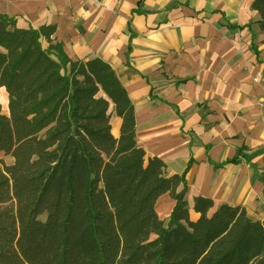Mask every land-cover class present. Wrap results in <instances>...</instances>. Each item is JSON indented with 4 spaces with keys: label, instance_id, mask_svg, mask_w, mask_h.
Here are the masks:
<instances>
[{
    "label": "trees",
    "instance_id": "trees-1",
    "mask_svg": "<svg viewBox=\"0 0 264 264\" xmlns=\"http://www.w3.org/2000/svg\"><path fill=\"white\" fill-rule=\"evenodd\" d=\"M251 8L264 33V0ZM54 30L0 13V151L12 158L0 159V264H264V222L239 205L210 211L200 195L193 217L186 170L167 175L142 149L114 152L115 71L99 57L69 58ZM102 156L98 191L92 165ZM164 193L174 200L166 221L155 209Z\"/></svg>",
    "mask_w": 264,
    "mask_h": 264
},
{
    "label": "crops",
    "instance_id": "crops-1",
    "mask_svg": "<svg viewBox=\"0 0 264 264\" xmlns=\"http://www.w3.org/2000/svg\"><path fill=\"white\" fill-rule=\"evenodd\" d=\"M252 1L0 0V13L23 28L52 24L69 58L114 69V152L138 148L161 158L167 175L186 170L193 217L200 195L210 211L239 205L264 222V33ZM173 204L159 196L160 219Z\"/></svg>",
    "mask_w": 264,
    "mask_h": 264
},
{
    "label": "rangeland",
    "instance_id": "rangeland-1",
    "mask_svg": "<svg viewBox=\"0 0 264 264\" xmlns=\"http://www.w3.org/2000/svg\"><path fill=\"white\" fill-rule=\"evenodd\" d=\"M6 98H7V94H6V91L3 87H0V104H1V101L4 100L6 101ZM3 107V109L7 106H2L1 105V108ZM2 113H7V109L3 110ZM0 159H2V161L5 163V164H9L12 162V158L8 155H4V153L2 151H0ZM106 158L104 156L101 157V160H99L98 162H95L93 163V169H94V179H95V185L97 187V190L100 191L102 190V181H101V169H102V166H103V163L105 162ZM40 219H43L44 218V215H40L39 216Z\"/></svg>",
    "mask_w": 264,
    "mask_h": 264
},
{
    "label": "bare ground",
    "instance_id": "bare-ground-1",
    "mask_svg": "<svg viewBox=\"0 0 264 264\" xmlns=\"http://www.w3.org/2000/svg\"><path fill=\"white\" fill-rule=\"evenodd\" d=\"M1 105H2V106H3V105H4V106H7V98H6V101H4V100L1 101ZM4 109L6 110L7 108L5 107ZM4 109H3V107H2V108H1V111L3 112Z\"/></svg>",
    "mask_w": 264,
    "mask_h": 264
},
{
    "label": "built area",
    "instance_id": "built-area-1",
    "mask_svg": "<svg viewBox=\"0 0 264 264\" xmlns=\"http://www.w3.org/2000/svg\"><path fill=\"white\" fill-rule=\"evenodd\" d=\"M262 103H263V107H264V93H263V101H262Z\"/></svg>",
    "mask_w": 264,
    "mask_h": 264
}]
</instances>
